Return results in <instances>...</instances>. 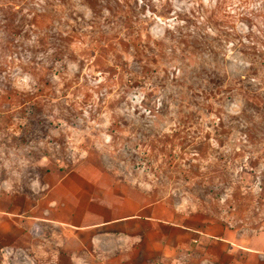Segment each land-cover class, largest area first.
Here are the masks:
<instances>
[{
  "label": "rangeland",
  "instance_id": "obj_1",
  "mask_svg": "<svg viewBox=\"0 0 264 264\" xmlns=\"http://www.w3.org/2000/svg\"><path fill=\"white\" fill-rule=\"evenodd\" d=\"M146 205L147 238L22 218ZM0 212V264L264 253V0H0Z\"/></svg>",
  "mask_w": 264,
  "mask_h": 264
},
{
  "label": "crops",
  "instance_id": "obj_2",
  "mask_svg": "<svg viewBox=\"0 0 264 264\" xmlns=\"http://www.w3.org/2000/svg\"><path fill=\"white\" fill-rule=\"evenodd\" d=\"M48 205L52 206L51 200L49 201ZM151 207L152 205H146L139 209L135 208V210L129 211L125 215L115 214L116 217H118V219H116V221L110 220L107 222V224H104L103 222H101V219H100L101 215L97 213H91V212H86L85 215L70 216V215H44L43 213H38L34 211L33 212L34 215H22V218L32 219V220L37 221L38 226L40 227V231H41L40 233L43 234L46 237V239H48L49 241L50 239L48 238V235H53V231L46 233L45 231H46V228L48 227L51 228L55 226H60L64 233H66V231H69L67 227H71V228L77 229L79 234H83V232H86L91 229L96 230L98 228L105 227L106 225L113 226L115 225L113 223L117 222V220L119 223L133 221V224L140 226V228L142 229L143 237L147 238L151 234L150 231L154 232L155 231L154 228H159V226H164L162 224L166 223L165 220H160V219H163V217L156 218V216L153 215V210H152L153 208ZM1 214L3 213L0 212V215ZM110 215H114V214H110ZM10 216H13V215H10ZM204 216L206 217V215ZM75 222L79 224L81 223V225L77 226ZM92 222H96V224L92 227H89L88 225L91 224ZM19 223L21 224V221ZM195 225H194V228L192 227L193 225L188 226V225L177 224L175 226H178L181 230L187 231L188 233L186 235L193 236L194 234L195 244L197 242V238H196L197 236H199V238L206 236L211 241L210 238H212L214 235L210 232V229H208V225H205L204 223L201 224V226H199V224L196 226ZM19 228L20 226L18 227V232L20 230ZM157 234H158V231L154 232V235H157ZM112 237H115V236H112ZM262 240L264 242V235H263ZM95 241H96V245H98L99 241L98 240H95ZM99 244H101V241L99 242ZM194 247H195L194 249V252H195L198 250L200 246L194 245ZM114 248L115 247H112L111 249H114ZM165 249L170 250L169 247H165ZM261 250H264V247ZM200 251H202V248L200 249ZM245 252L246 253L248 252V255L244 256L245 257L244 260H242L241 262H238L239 264H264V258L263 260H261V256L264 257V253H262L260 250L254 251V250H250V248L248 247V248H245ZM51 254L56 255V251H53ZM255 257H257L258 259H254ZM246 258H248L249 260H246ZM156 263L157 262L155 261L152 264H156ZM142 264H146L145 261H143ZM169 264H231V263L230 262L225 263V262H218V261H208V260L204 261L202 257L199 259V258H195L194 256V262L192 260L185 262V261L176 259L174 261H171Z\"/></svg>",
  "mask_w": 264,
  "mask_h": 264
},
{
  "label": "built area",
  "instance_id": "obj_3",
  "mask_svg": "<svg viewBox=\"0 0 264 264\" xmlns=\"http://www.w3.org/2000/svg\"><path fill=\"white\" fill-rule=\"evenodd\" d=\"M32 233H33V235H35V236H37V235L40 234V228H39L38 224H35V225L33 226Z\"/></svg>",
  "mask_w": 264,
  "mask_h": 264
}]
</instances>
